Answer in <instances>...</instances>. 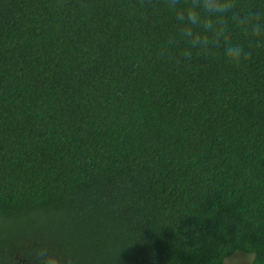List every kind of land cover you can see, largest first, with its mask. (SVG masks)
<instances>
[{"label":"trees","instance_id":"trees-1","mask_svg":"<svg viewBox=\"0 0 264 264\" xmlns=\"http://www.w3.org/2000/svg\"><path fill=\"white\" fill-rule=\"evenodd\" d=\"M162 2L0 0V264H264V50L166 59Z\"/></svg>","mask_w":264,"mask_h":264},{"label":"clouds","instance_id":"clouds-1","mask_svg":"<svg viewBox=\"0 0 264 264\" xmlns=\"http://www.w3.org/2000/svg\"><path fill=\"white\" fill-rule=\"evenodd\" d=\"M160 7L174 19L160 49L166 59L240 68L264 50V0H163Z\"/></svg>","mask_w":264,"mask_h":264},{"label":"rangeland","instance_id":"rangeland-1","mask_svg":"<svg viewBox=\"0 0 264 264\" xmlns=\"http://www.w3.org/2000/svg\"><path fill=\"white\" fill-rule=\"evenodd\" d=\"M254 256L249 253L238 251L228 257L225 264H253Z\"/></svg>","mask_w":264,"mask_h":264}]
</instances>
